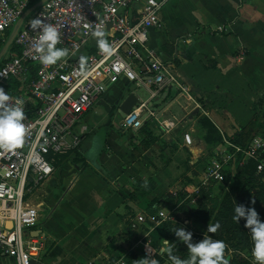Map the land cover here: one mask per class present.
Returning <instances> with one entry per match:
<instances>
[{"label": "built area", "instance_id": "built-area-1", "mask_svg": "<svg viewBox=\"0 0 264 264\" xmlns=\"http://www.w3.org/2000/svg\"><path fill=\"white\" fill-rule=\"evenodd\" d=\"M168 1L48 0L20 26L14 38L18 53H10L0 63V88L9 95L10 104L21 102L26 129L20 146L0 149V254L17 264H31V258L43 249L38 236L31 235L45 219L27 197L31 185L45 182L63 156L78 150L82 141L79 124L96 98L110 86L121 82L127 87L145 88L149 93L146 100L138 98L134 107L123 114L122 129L136 130L149 118L164 128L175 126L172 119L161 120L149 107L160 92L172 87L179 96L192 99L172 63L162 60L148 46L149 31L163 26L160 13ZM29 4L30 0H0V35L16 23ZM34 18L57 28L60 42L56 47L67 49V57L54 65L41 63L36 49L41 32L28 26ZM97 29L105 33L110 54L89 45ZM223 140V146L254 160L256 173L264 181V163L258 159L264 154V139L254 137L246 151ZM191 143V135L185 133L183 144ZM216 150V154H222L221 146ZM229 160L228 156L211 159L195 176L193 193L222 184ZM141 256L156 259V249L144 242ZM111 264H127L125 256Z\"/></svg>", "mask_w": 264, "mask_h": 264}, {"label": "crops", "instance_id": "crops-1", "mask_svg": "<svg viewBox=\"0 0 264 264\" xmlns=\"http://www.w3.org/2000/svg\"><path fill=\"white\" fill-rule=\"evenodd\" d=\"M160 15L163 26L149 31L148 46L172 63L188 93L228 94L227 110L238 129L248 123L255 98L264 94V0H169ZM119 85V93L109 95V105L105 94L113 86L96 98L79 124L78 150L56 165L38 189L40 198L30 203L45 215L31 233L43 243L31 264H107L120 254L116 245L128 207L137 208L130 197L143 204L157 196L159 159L140 147L131 150L132 133L121 135L120 122L118 129L107 122L92 123L100 104L113 116L112 106L118 110L128 93H134ZM181 98L187 97L172 87L160 92L151 107L161 120H171V106ZM101 126L109 129L99 140ZM0 264L17 263L0 254Z\"/></svg>", "mask_w": 264, "mask_h": 264}, {"label": "rangeland", "instance_id": "rangeland-1", "mask_svg": "<svg viewBox=\"0 0 264 264\" xmlns=\"http://www.w3.org/2000/svg\"><path fill=\"white\" fill-rule=\"evenodd\" d=\"M0 37L2 41L4 40L6 43L9 36L4 33L0 35ZM89 45L91 47L92 45L97 46L96 40L93 37L90 39ZM9 54L10 52L8 51L3 58L8 57ZM119 84L120 83L113 84L112 86L114 89L111 90L110 93L108 92L105 94V97L108 98V105L110 101L109 95L113 93L116 95L119 93ZM131 89L142 101L146 100L149 96V93L145 88ZM195 91L192 95L189 93L192 99L181 98L171 106L173 114L172 119L175 122L173 128H164L156 123L155 120H148V125L150 124L152 126L151 128H147L150 134L147 135L142 130L140 135H137V132L141 131L139 129H141L143 125L136 130H131L132 136L128 139L129 148L135 150L140 147L143 151H147L148 154H153L159 159V172L161 176L159 180L161 182L157 184L159 191L154 200H152L153 202L146 200V202H142L143 204H141L138 202L139 200L136 196L130 197L133 198L132 203H136L137 208L128 207V218L122 225L121 241L116 245L118 247L117 250L120 253L118 256L125 255L132 251L135 253L137 252L138 258L142 260V244L144 242H149L156 249V257H160L164 253V251H162V248L164 247L163 241L165 239L169 241V237H173L176 240L173 231L176 228H183L195 235L192 236L193 243L202 241L204 237H209L213 240H224V255H227L233 264H257L252 255L253 245L251 244L252 238L249 229L244 227L247 231L246 234L250 237L247 242V245L249 246L243 248L244 245H242L235 249L232 246L235 244V241L233 242L230 240L229 235H226L223 229L209 232L208 228H211L210 225L203 227L196 219L189 217L188 213L180 210V205L183 203L185 204L187 201L190 207H195L203 202L201 193H193L196 187L195 176L211 159H222V156H228L230 159L224 168L225 178L230 177V180L223 188L224 191H229V183L232 177L237 173L238 168L246 166L249 162L244 153H238L234 148L230 149L220 144L215 146L207 144L202 138V136L205 135V132H201L198 125L199 119L204 116L209 118L215 126L217 123L219 125V128L216 126L218 131L223 133L224 136H234L238 131V126L232 120V117L227 110V104L231 100L230 96L225 93H217L214 91ZM261 95L262 94L258 95L255 100ZM149 107L151 108V102L149 103ZM97 111L98 114L92 117V123L103 125L107 122L106 124L109 125V123H111L114 128L118 129L119 119L123 114L117 110V107L112 106L113 116H109L107 109L101 104L98 106ZM262 121L264 123V118H262ZM108 129L109 127L101 126L97 138L99 140L104 139ZM185 133H189L192 138V143L188 146L184 145L182 141ZM258 133L259 134H256L251 138L247 145L241 146L235 144L236 147L238 146L241 150L246 151L254 137L264 139V130H261ZM227 141L230 142L229 140ZM218 146H221L222 154H216ZM258 159L264 163V154L259 155ZM262 182L264 183V181ZM40 185H31V191L27 195L31 201L30 203L40 198L38 193ZM144 189L148 190L149 188L144 186ZM223 190H221V188L215 189L209 195L210 199L206 201V203L212 207L214 212H216L219 207L220 199L223 196L220 192ZM179 194L185 196L180 200ZM195 197L197 199L195 202H192V199ZM241 197H245V195L242 194ZM251 197L253 201H256L255 195H252ZM258 206L259 208H262L264 207V203H258ZM161 212H163V214H161ZM167 223H171L172 225L168 224L169 227L167 228ZM165 228L169 231L167 235L161 234ZM139 241H141V243H139ZM181 247L188 255H185L182 261L188 260L190 258V253L188 252L187 246L181 242ZM110 259L111 258H108L107 261L104 260L108 262ZM164 264L172 263L166 261Z\"/></svg>", "mask_w": 264, "mask_h": 264}, {"label": "trees", "instance_id": "trees-1", "mask_svg": "<svg viewBox=\"0 0 264 264\" xmlns=\"http://www.w3.org/2000/svg\"><path fill=\"white\" fill-rule=\"evenodd\" d=\"M37 1L38 0H30L29 7ZM12 27L5 31L8 36L12 31ZM216 32H218V29H215V31H213V33ZM4 44L5 41H2L0 37V49L3 47ZM8 51L10 53H18V49L14 43V40L10 45ZM3 60L4 58H2L0 63ZM250 109L253 113L252 118L248 123L241 126L232 137L224 136L223 133H220V131H218L217 127L209 118L202 116L198 121V125L201 132H205V135L202 136V138L207 144H211L214 146L218 144L223 145L224 138L236 145H247V143L251 140L253 136L259 134V131L264 130V123L262 121V118H264V94H262L258 99L253 102ZM142 128L139 129L141 131H138L137 135H140L142 130L147 135L150 134V132L147 130V128H149L148 120L145 121ZM120 130L124 131V133H120L121 135H125L128 132L132 133L131 130H125L122 129V127H120ZM65 157L66 156H63L61 160ZM59 162L57 164H59ZM255 165L256 163L254 160H249L246 166L239 167L237 173L232 177L229 183V191L223 190L225 184L230 180V177H227L225 178L222 184L214 185L209 187L207 190L201 191V197L203 201L201 202V204L195 207H190L187 201L185 202V204L183 203L180 205V210H183L184 212L188 213L189 217L196 219L203 227H207L208 225L213 227L214 225L219 224L220 227L218 229H223L224 233L226 235H229V239L233 242L235 241V244L232 245L235 249L242 245H244L243 248L245 246H249L247 245V242L249 241L250 237L246 234L247 231L244 229L245 220L240 219L238 223L233 219V216L235 206L244 205L246 208H255V210L259 214L261 222H264V207L259 208L258 206V203H264V183L261 181V176L256 175ZM100 169L102 172L105 171L102 165L100 166ZM219 188L223 190L220 192L221 194H223V198L221 197L219 207L217 211L214 212L212 207H210V205H208L206 201L210 199L209 195L212 193V191ZM242 194H244L245 197H241ZM252 195H255L256 201H253V199H251ZM184 196L185 195L183 194H179L180 200ZM168 224L171 223H167V228L169 227ZM168 232L169 231L165 228L163 229V233L161 234L167 235ZM192 236L195 235L192 234ZM169 238L170 242L168 244V247L171 248V255L178 257L182 261V259L185 257V255H187V253L181 247V241L177 240V238L176 240L173 237ZM219 240L225 242L222 239ZM251 244L253 245V241H251ZM124 256L127 264H140L141 262V260L138 258V254H136L135 252H128ZM118 257L111 258L107 262V264H111ZM224 258L227 261V264H233L227 255H224ZM156 260L158 261V264H164L166 261L172 263L169 259V253L167 251H164L162 256H157Z\"/></svg>", "mask_w": 264, "mask_h": 264}, {"label": "clouds", "instance_id": "clouds-1", "mask_svg": "<svg viewBox=\"0 0 264 264\" xmlns=\"http://www.w3.org/2000/svg\"><path fill=\"white\" fill-rule=\"evenodd\" d=\"M28 26L33 31L39 30L41 32L36 49L40 53L39 59L42 64L54 65L62 58L68 56L67 49L56 47L60 42V33L55 26L45 23L40 18L32 19ZM92 37L96 40L102 53H111L110 45L105 39V33L102 30L93 31ZM9 101V95L3 88H0V149L4 150H11L20 146L23 143L26 132L23 124L25 112L21 102L17 101L16 105H12ZM241 218L245 220L244 227L251 232L253 241L252 255L257 264H264V222H261L255 208L236 205L233 219L239 223ZM219 227L220 225L216 224L208 228V231L215 232ZM173 232L177 240L187 246L190 258L181 261L178 257L171 255V248L168 247L169 241L165 239L162 251L169 253V259L172 264H227L224 258L225 244L223 241L204 237L202 241L193 243L191 232L183 228H176ZM148 253L151 255L149 248ZM140 264H158V261L145 257Z\"/></svg>", "mask_w": 264, "mask_h": 264}, {"label": "water", "instance_id": "water-1", "mask_svg": "<svg viewBox=\"0 0 264 264\" xmlns=\"http://www.w3.org/2000/svg\"><path fill=\"white\" fill-rule=\"evenodd\" d=\"M48 0H38L33 5H31L29 8H27L22 15L18 18L16 23L12 27V31L6 41V43L3 45V47L0 49V61L2 60L3 56L8 52V49L10 45L12 44L20 26L24 22L27 17H29L38 7H40L43 3H45ZM138 102V97L133 93L130 92L128 95L119 103L118 111L121 114H127L132 107Z\"/></svg>", "mask_w": 264, "mask_h": 264}, {"label": "flooded vegetation", "instance_id": "flooded-vegetation-1", "mask_svg": "<svg viewBox=\"0 0 264 264\" xmlns=\"http://www.w3.org/2000/svg\"><path fill=\"white\" fill-rule=\"evenodd\" d=\"M119 122H120V119H119Z\"/></svg>", "mask_w": 264, "mask_h": 264}]
</instances>
